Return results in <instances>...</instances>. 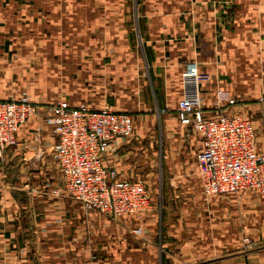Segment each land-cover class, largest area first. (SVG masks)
I'll return each mask as SVG.
<instances>
[{
  "label": "crops",
  "instance_id": "1",
  "mask_svg": "<svg viewBox=\"0 0 264 264\" xmlns=\"http://www.w3.org/2000/svg\"><path fill=\"white\" fill-rule=\"evenodd\" d=\"M188 63L210 77L199 84L206 117L221 107L264 119V0H0V100L26 94L37 104L0 158V211L19 231L22 218L30 221L31 237L0 241V264H264L260 208H245L254 192L241 200L202 192L200 138L176 114ZM217 89L236 104L217 102ZM59 100L124 113L152 103L156 115L171 116L158 208L150 194L141 216L112 220L65 192L44 123ZM132 134L112 142L105 158L120 178L141 176L156 159L154 139Z\"/></svg>",
  "mask_w": 264,
  "mask_h": 264
},
{
  "label": "built area",
  "instance_id": "2",
  "mask_svg": "<svg viewBox=\"0 0 264 264\" xmlns=\"http://www.w3.org/2000/svg\"><path fill=\"white\" fill-rule=\"evenodd\" d=\"M209 80L197 64H186L181 72L184 94L176 109L179 123L200 138L196 163L202 192L210 198L253 191L264 235V153L258 150L255 125L248 117L228 114L221 107L216 116L206 117L199 84ZM215 97L217 102L236 104L226 90L217 89ZM36 111V104L26 94L16 101L0 100V158ZM44 123L56 139L52 156L61 170L64 190L72 199L112 220L123 215L141 216L150 208L145 178H120L116 169L105 163L111 143L133 133V119L128 113L59 100L49 108ZM133 233L140 234L141 228ZM242 240L246 246L252 243L248 237Z\"/></svg>",
  "mask_w": 264,
  "mask_h": 264
},
{
  "label": "rangeland",
  "instance_id": "3",
  "mask_svg": "<svg viewBox=\"0 0 264 264\" xmlns=\"http://www.w3.org/2000/svg\"><path fill=\"white\" fill-rule=\"evenodd\" d=\"M30 98V97H29ZM37 105V104H36ZM154 104L149 103L147 105L146 110H142V111H132L131 113H128L132 119H133V128H134V134L138 132V138L142 139L143 142H145L147 139L151 138L154 139L153 142V149L155 152V158L153 160V162H150V166H147V168H144L142 170H139V174L146 179L147 182V187L150 191V194L153 198V200H155V205L157 207V203L158 202V193L160 190V182H161V172L162 170H160V167L162 168V163L164 162L163 159L160 160V151H161V140L163 142V138H162V133L164 130V126H171V116H168L167 118H164L163 115H161L159 117V115L155 114L154 111ZM159 114V112H158ZM245 117H248L249 119H251L255 125L256 128V132L258 133V135L260 136V144L264 145V134H263V130H264V119H260L259 115H255L253 114V117H250V113L244 112L242 114ZM133 136V134H132ZM133 138V137H132ZM159 152V154H158ZM264 153V151H262ZM167 162V161H166ZM6 185V184H5ZM9 186V184H8ZM244 192H250L252 193V191H242L239 193H229L226 194L225 196H228L229 198H234V199H243V193ZM255 194V193H253ZM224 197V196H223ZM151 198V200H152ZM257 198V197H255ZM250 199L251 202L249 205L245 206V208L247 210H256L257 214L259 215V204L257 199L256 203L255 200L251 197V198H247ZM253 201V202H252ZM4 204V201L1 200V205L0 207H2ZM257 206V207H256ZM158 208V207H157ZM246 212V210L244 211ZM252 213L253 212H246V214H243V210L241 212L242 218H249L250 221L252 220ZM257 214L255 216H257ZM258 218V217H256ZM246 220H242V225L245 224ZM30 222V221H29ZM26 218H22L21 221V230H17V228L14 226V216L12 215H4L2 214V211H0V241L4 242L6 240H19V241H23L26 237H31V229H30V224ZM26 225H28L29 227H27V229H25ZM27 230V231H26ZM241 240L244 237H248L251 241L253 240L249 233L245 231L244 226L241 227ZM257 233V230L255 231V235ZM261 236L264 240V235H263V227H262V220H261ZM251 234V233H250ZM252 235V234H251ZM243 242V240H242ZM0 249L2 250V246L0 247Z\"/></svg>",
  "mask_w": 264,
  "mask_h": 264
}]
</instances>
